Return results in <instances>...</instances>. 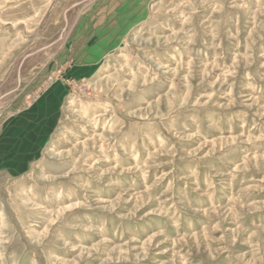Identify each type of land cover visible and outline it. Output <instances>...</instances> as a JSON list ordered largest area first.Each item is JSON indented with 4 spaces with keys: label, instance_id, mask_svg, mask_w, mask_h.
I'll return each mask as SVG.
<instances>
[{
    "label": "rangeland",
    "instance_id": "obj_1",
    "mask_svg": "<svg viewBox=\"0 0 264 264\" xmlns=\"http://www.w3.org/2000/svg\"><path fill=\"white\" fill-rule=\"evenodd\" d=\"M0 264H264V0H0Z\"/></svg>",
    "mask_w": 264,
    "mask_h": 264
}]
</instances>
